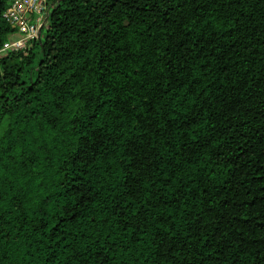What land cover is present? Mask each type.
Wrapping results in <instances>:
<instances>
[{"label": "trees", "instance_id": "16d2710c", "mask_svg": "<svg viewBox=\"0 0 264 264\" xmlns=\"http://www.w3.org/2000/svg\"><path fill=\"white\" fill-rule=\"evenodd\" d=\"M0 0V264H264V0Z\"/></svg>", "mask_w": 264, "mask_h": 264}, {"label": "built area", "instance_id": "2783aa9c", "mask_svg": "<svg viewBox=\"0 0 264 264\" xmlns=\"http://www.w3.org/2000/svg\"><path fill=\"white\" fill-rule=\"evenodd\" d=\"M52 4V0H10L3 17L21 36L7 40L2 51L22 50L33 39L39 38L40 29L47 22Z\"/></svg>", "mask_w": 264, "mask_h": 264}, {"label": "rangeland", "instance_id": "374dc122", "mask_svg": "<svg viewBox=\"0 0 264 264\" xmlns=\"http://www.w3.org/2000/svg\"><path fill=\"white\" fill-rule=\"evenodd\" d=\"M20 36L21 35H20V33L18 31H14V32L11 33L10 38L11 39H16V38H18Z\"/></svg>", "mask_w": 264, "mask_h": 264}, {"label": "water", "instance_id": "95a60500", "mask_svg": "<svg viewBox=\"0 0 264 264\" xmlns=\"http://www.w3.org/2000/svg\"><path fill=\"white\" fill-rule=\"evenodd\" d=\"M41 32H42V27H41V29H40V34H39V38L41 37Z\"/></svg>", "mask_w": 264, "mask_h": 264}]
</instances>
